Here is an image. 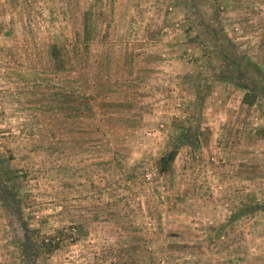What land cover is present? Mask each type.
Returning a JSON list of instances; mask_svg holds the SVG:
<instances>
[{
    "label": "rangeland",
    "instance_id": "rangeland-1",
    "mask_svg": "<svg viewBox=\"0 0 264 264\" xmlns=\"http://www.w3.org/2000/svg\"><path fill=\"white\" fill-rule=\"evenodd\" d=\"M46 240L264 264V0H0V264Z\"/></svg>",
    "mask_w": 264,
    "mask_h": 264
},
{
    "label": "trees",
    "instance_id": "trees-1",
    "mask_svg": "<svg viewBox=\"0 0 264 264\" xmlns=\"http://www.w3.org/2000/svg\"><path fill=\"white\" fill-rule=\"evenodd\" d=\"M256 94L247 91L246 94L243 97V102L249 106H252L256 103ZM186 136H182L180 138L181 142H187ZM177 155V150L171 151L169 154H167L165 157L161 159V170L166 171L169 168V165L175 160ZM55 241V240H54ZM36 244H33L32 249L29 245H25V249H22L23 252V260L26 262V264H43L44 258L52 253L55 248H58L60 246V243L51 244L47 243V240L44 241L43 246H40L39 248L35 247Z\"/></svg>",
    "mask_w": 264,
    "mask_h": 264
}]
</instances>
